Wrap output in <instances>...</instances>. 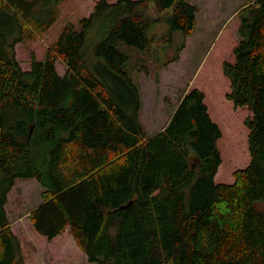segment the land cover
Returning a JSON list of instances; mask_svg holds the SVG:
<instances>
[{
    "label": "trees",
    "instance_id": "16d2710c",
    "mask_svg": "<svg viewBox=\"0 0 264 264\" xmlns=\"http://www.w3.org/2000/svg\"><path fill=\"white\" fill-rule=\"evenodd\" d=\"M34 3L0 0V264H25L5 206L16 181L28 179L42 187L28 215L34 231L53 241L68 230L90 263L264 264V0L238 11L234 62L222 64L226 99L251 113V160L231 184L214 180L222 132L205 94L184 92L165 127L148 134L140 86L118 46L145 50L150 28L166 23L157 40L182 33L165 64L177 61L196 24L190 0H98L24 71L15 44L25 25L39 20V35L50 28ZM224 109L226 148L242 164V121Z\"/></svg>",
    "mask_w": 264,
    "mask_h": 264
},
{
    "label": "rangeland",
    "instance_id": "374dc122",
    "mask_svg": "<svg viewBox=\"0 0 264 264\" xmlns=\"http://www.w3.org/2000/svg\"><path fill=\"white\" fill-rule=\"evenodd\" d=\"M30 1H35V11L39 9H42V13L46 11L47 15L43 22L50 24V28L43 35L35 31L36 39L42 36L41 39L24 40L15 47V57L24 71L30 67L31 54H34L37 60L45 57L43 55L47 45L58 38L65 24L76 25L83 16H88L98 0ZM246 1L190 0V3L198 8L196 24L193 34L186 38L185 46L175 62L165 64L182 41V33L174 31L170 44L158 41L157 39L168 29L166 23L155 24L150 28L148 32L150 42L145 50L136 49L125 43L118 45L120 50L129 56L127 68L140 86L142 97L140 121L148 134L163 128L184 92L197 88L205 94L209 115L222 132V137L218 141L222 163L214 179L217 184L235 182L233 173L238 169L247 168L251 160L248 149L249 132L244 124L245 120L251 117V113L246 107H234L226 99L231 89L230 81L222 72L224 62H234L233 50L240 41L237 13ZM150 13L154 12L150 10ZM35 23L33 26L25 25V38L33 35ZM141 65H144L146 71L140 69ZM56 69L60 75L65 72L61 62L56 63ZM225 106H228L234 119L242 121L240 130L242 129L243 142L247 148L242 164H236L235 159L230 158L232 149L226 148L229 139L226 135ZM219 178L221 181L217 180ZM41 192L42 187L36 179L17 180L7 196L5 206L10 228L19 240L22 256H26L27 264H93L76 246L68 230L53 241H48L34 231L28 215L40 204ZM256 207L262 210L263 204L257 203Z\"/></svg>",
    "mask_w": 264,
    "mask_h": 264
},
{
    "label": "crops",
    "instance_id": "0c3cea01",
    "mask_svg": "<svg viewBox=\"0 0 264 264\" xmlns=\"http://www.w3.org/2000/svg\"><path fill=\"white\" fill-rule=\"evenodd\" d=\"M92 11V10H91ZM91 13V12H90ZM89 13V14H90ZM40 20H42V22L45 20L44 19V17L43 18H41ZM34 29V30H33ZM32 30L34 31V33H35V31H37L35 28H33ZM14 33V35H17V32L16 31H14L13 32ZM33 35H31L30 37H32ZM42 38V36L41 37H38L37 39H41ZM36 39V40H37ZM24 40H29V38H25L24 36H23V40H20L19 42H17L16 44H15V47H18V44H21ZM47 48H48V45H47ZM44 54H45V52H44ZM44 56V55H43ZM43 59V57L40 59V60H42ZM39 60V59H38ZM30 69V67H28V70ZM28 70H25V71H28ZM177 106V105H176ZM173 113V112H172ZM210 114V113H209ZM172 115V114H171ZM171 115H170V117H171ZM170 117H168V119H167V121L170 119ZM210 117H211V115H210ZM211 119L216 123V121L211 117ZM167 123V122H166ZM166 123L164 124V126H163V128L165 127V125H166ZM163 128H161L159 131H161ZM158 131V132H159ZM155 133H157V132H155ZM155 133H153V134H155ZM150 135H152V134H150ZM215 178H216V176H215ZM218 181H221V179L219 178V179H217ZM59 236H57L56 238H58ZM55 239V238H54ZM26 256L25 255H23V259H24V263L25 264H27V260H26V258H25Z\"/></svg>",
    "mask_w": 264,
    "mask_h": 264
},
{
    "label": "water",
    "instance_id": "95a60500",
    "mask_svg": "<svg viewBox=\"0 0 264 264\" xmlns=\"http://www.w3.org/2000/svg\"><path fill=\"white\" fill-rule=\"evenodd\" d=\"M129 205H130V204H127L126 206H123V207H121V208H122V209H123V208H127Z\"/></svg>",
    "mask_w": 264,
    "mask_h": 264
}]
</instances>
